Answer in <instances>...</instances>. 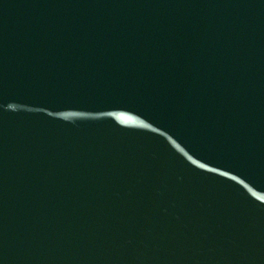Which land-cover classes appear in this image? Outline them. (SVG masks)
Here are the masks:
<instances>
[{
	"label": "water",
	"instance_id": "95a60500",
	"mask_svg": "<svg viewBox=\"0 0 264 264\" xmlns=\"http://www.w3.org/2000/svg\"><path fill=\"white\" fill-rule=\"evenodd\" d=\"M0 264H264V0H0Z\"/></svg>",
	"mask_w": 264,
	"mask_h": 264
}]
</instances>
